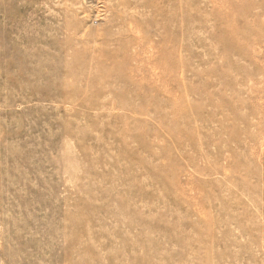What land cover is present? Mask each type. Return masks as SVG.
I'll list each match as a JSON object with an SVG mask.
<instances>
[{
	"label": "rangeland",
	"instance_id": "1",
	"mask_svg": "<svg viewBox=\"0 0 264 264\" xmlns=\"http://www.w3.org/2000/svg\"><path fill=\"white\" fill-rule=\"evenodd\" d=\"M0 264H264V0H0Z\"/></svg>",
	"mask_w": 264,
	"mask_h": 264
},
{
	"label": "bare ground",
	"instance_id": "2",
	"mask_svg": "<svg viewBox=\"0 0 264 264\" xmlns=\"http://www.w3.org/2000/svg\"><path fill=\"white\" fill-rule=\"evenodd\" d=\"M71 34V33H70ZM66 35V34H65Z\"/></svg>",
	"mask_w": 264,
	"mask_h": 264
}]
</instances>
